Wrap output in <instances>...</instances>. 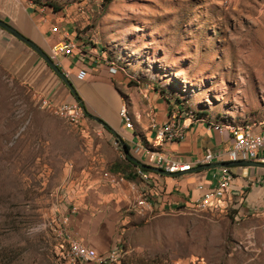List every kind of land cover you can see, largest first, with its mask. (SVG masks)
Masks as SVG:
<instances>
[{"label":"rangeland","instance_id":"rangeland-1","mask_svg":"<svg viewBox=\"0 0 264 264\" xmlns=\"http://www.w3.org/2000/svg\"><path fill=\"white\" fill-rule=\"evenodd\" d=\"M32 1L47 13L60 7L67 30L130 85L220 123L264 117V0ZM42 101L0 63V264H62L64 227L102 244L100 254L120 245V264H264V208L242 211L237 197L143 214L107 205L101 194L115 187L121 143L99 122L73 125Z\"/></svg>","mask_w":264,"mask_h":264},{"label":"crops","instance_id":"crops-1","mask_svg":"<svg viewBox=\"0 0 264 264\" xmlns=\"http://www.w3.org/2000/svg\"><path fill=\"white\" fill-rule=\"evenodd\" d=\"M45 10V7H37L32 0H0V18L12 24L49 54L52 55L55 42L67 35L76 41L78 47L74 53L69 55L59 53L56 57L57 63L74 83L84 109L101 117L113 128L138 160L151 165L149 153L158 150L172 159L191 163V167H195L197 166L195 163L208 150L217 151L232 146L233 139L229 131L220 133L211 127V123H220V121H212L204 117L192 118L180 109H178L181 112L179 119L187 125L184 137L180 140H159L158 127L167 123L175 114L173 108L178 106L169 102L159 91L153 90V87H145L143 84L138 87L130 85L124 72L114 71L101 50L80 43L67 30L62 22L63 18L58 16L60 10L48 13ZM53 26H57L59 30L53 32ZM0 63L15 79L31 88L40 99L49 100L53 106L78 100L60 76L34 49L2 27H0ZM81 70L86 71L83 79L79 78ZM123 106L128 108L133 117L132 128H128L120 117ZM112 134L116 139V135ZM126 158L124 154L123 158L116 162L126 166L128 165ZM246 159L250 160L247 157L243 160ZM221 168L204 169L182 175L164 174L149 169L150 179L145 180L132 173L133 178H125L123 182L116 183L115 187L106 186L101 196L107 205L111 204L115 208L129 205L138 214L153 209L186 207L201 199L204 193L216 186ZM231 171L234 179L232 187L226 194V202L228 200L232 202L233 198L237 197L236 205L242 211L264 208V182L261 180L264 167L246 165L232 167ZM92 192L91 200H94L95 193ZM143 196L147 198V202L141 209L136 202ZM85 206L88 209V207L92 208L93 204L85 203ZM84 217L88 216L84 215ZM84 240L82 239L84 243L97 250L104 248L94 239Z\"/></svg>","mask_w":264,"mask_h":264},{"label":"built area","instance_id":"built-area-1","mask_svg":"<svg viewBox=\"0 0 264 264\" xmlns=\"http://www.w3.org/2000/svg\"><path fill=\"white\" fill-rule=\"evenodd\" d=\"M59 28L52 27V31L56 32ZM77 43L70 39L69 35L65 38L55 42L52 48L53 59H56L59 53L69 55L74 53L77 48ZM114 71H117L112 65ZM86 75L85 70L79 72V78L83 79ZM45 107L53 109L58 115L66 119L73 125H83L88 121V116L85 109L78 100H71L58 106H53L49 100L43 99ZM187 116L195 118L194 113L184 112ZM120 117L128 128L133 127V117L131 116L128 108L123 106L120 110ZM178 114L172 115L167 123L158 127L157 138L161 141L167 140H180L184 137L187 125L181 122ZM211 127L220 133L229 131L233 144L231 147L223 148L217 151L208 150L201 159L195 164L211 163L215 161H238L246 157L256 161H264V117L259 120L243 123H211ZM117 143H120L116 140ZM149 162L151 165L166 169L171 172L186 170L191 168V163H183L181 161L172 159L166 156L163 152L152 150L149 153ZM137 173L143 179H150L148 172L144 171L141 167H137ZM112 182H123L125 176L120 173H112L110 176ZM234 175L230 167H222L216 186L211 190L204 193L201 199L196 201L197 205L202 208H220L226 204V194L232 187ZM264 182V174L261 179ZM147 202V198L143 196L136 204L143 208ZM61 235L66 237L68 243L67 248L63 251L61 257L62 264H120L123 258V248L120 245L108 249L103 254H100L94 247L89 246L83 241L74 237L64 227L61 229Z\"/></svg>","mask_w":264,"mask_h":264},{"label":"water","instance_id":"water-1","mask_svg":"<svg viewBox=\"0 0 264 264\" xmlns=\"http://www.w3.org/2000/svg\"><path fill=\"white\" fill-rule=\"evenodd\" d=\"M0 27L9 31L12 35H14L18 39H20L21 41H23L24 43L29 45L32 49H34L46 61V63L53 69V71L57 75L60 76V78L64 81V83L70 88V90L75 95V97L79 101L82 102V99H81L74 83L72 82V80L70 79L68 74L59 66L56 59H53L51 57V55L47 51H45L43 48H41L35 41H33L31 38H29L26 35H24L23 33H21L12 24H10L9 22H7L6 20H4L2 18H0ZM85 112H86L88 117L99 122L105 128L109 129L112 133H114L116 135V137H117L116 139H117V141L122 143L121 145L123 146L124 153L128 159H130L134 163H136V164H138L144 168H147V169L158 171V172H161L164 174L182 175V174H186V173H190V172H195V171L204 170V169H211V168H216V167H230V168H232V167H239V166H246V165L247 166H255V167L256 166L264 167V161H256V160H252V159H250V160L246 159V160H238V161H221V162L216 161V162H211V163H202V164H199L195 167L188 168L186 170L171 172V171H168V170L160 168V167L145 164V163L141 162L140 160H138L135 156L132 155L127 143L124 140L120 139V136L117 134V132L113 128H111L101 117L88 112L86 109H85Z\"/></svg>","mask_w":264,"mask_h":264},{"label":"trees","instance_id":"trees-1","mask_svg":"<svg viewBox=\"0 0 264 264\" xmlns=\"http://www.w3.org/2000/svg\"><path fill=\"white\" fill-rule=\"evenodd\" d=\"M53 6V8L56 10V11H59L61 8L60 7H58L57 5H52ZM163 95H164V93H163ZM168 100H169V102L171 101V102H173L174 104L176 103V105L178 106V108L180 109V111L181 112H184L185 110L182 108V105H183V102L180 100V99H178V100H172L170 97H168L167 95H164ZM201 115H202V113H201ZM201 115H199V114H195L194 113V116H195V118H201V117H203V116H201ZM129 147V146H128ZM128 163V165H124L123 163H120V162H116V163H114L113 164V166H112V171L113 172H115V173H122L124 176H125V178H128V177H130V178H133V174L132 173H134V174H136V175H138V173H137V165H135L132 161H130V160H128L127 158L125 159ZM144 171H146V172H149V169H147V168H142ZM124 260V259H123ZM135 263V264H147V263H141V260L140 259H135L134 257H133V259L131 258V259H128L127 261H123L122 263L123 264H129V263Z\"/></svg>","mask_w":264,"mask_h":264}]
</instances>
